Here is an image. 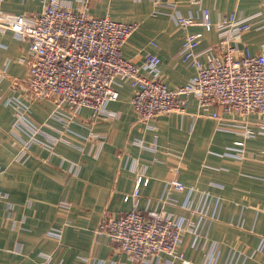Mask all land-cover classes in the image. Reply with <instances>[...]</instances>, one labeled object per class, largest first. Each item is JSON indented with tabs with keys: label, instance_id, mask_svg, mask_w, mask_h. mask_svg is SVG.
<instances>
[{
	"label": "crops",
	"instance_id": "1",
	"mask_svg": "<svg viewBox=\"0 0 264 264\" xmlns=\"http://www.w3.org/2000/svg\"><path fill=\"white\" fill-rule=\"evenodd\" d=\"M45 2L0 0V10L38 14ZM61 3L76 7L79 0ZM203 9L214 23L219 15L231 12L251 17L252 27L244 33L241 47L264 53V0H100L90 13L138 23L123 46L124 57L142 64L147 54L157 55L163 81L176 89L196 74L195 67L176 57L185 37L202 34L198 50L218 41L216 28L200 25ZM176 13L193 17L196 24L178 25ZM28 54L27 41L11 31H0V97L12 81L26 77ZM118 90L119 98L108 105L116 113L112 119L93 117L91 110L83 109L79 118L67 123L51 117L54 104L50 101L29 103L31 120L46 135H60L63 140L53 153L32 145L24 162L16 157L28 135L14 131L13 109L0 102V264H83V258L94 255L107 262L139 264L115 246L103 240L97 243L101 216L117 217L134 209L165 210L175 219L192 218L202 226L199 214L180 207L188 199V189L199 193L192 202L193 212L203 209L217 217L203 227L202 247L193 246L192 233L184 235L178 253L189 264H203L215 249V264H226L233 250L235 264H264V135H242L244 127L257 128L260 116L226 113L219 106L202 114L192 99L184 114L159 115L143 123L131 103L130 83ZM11 94L21 97L18 91ZM213 112L224 118L227 129H219ZM93 133L100 138H92ZM139 178L142 182L135 194ZM173 179L187 189L167 191L166 183ZM203 192L212 198L210 205ZM166 196L176 205L163 203L161 198ZM66 197L71 208L61 211L58 205ZM52 228L63 229L61 239L48 235ZM174 264L184 262L176 259Z\"/></svg>",
	"mask_w": 264,
	"mask_h": 264
},
{
	"label": "built area",
	"instance_id": "2",
	"mask_svg": "<svg viewBox=\"0 0 264 264\" xmlns=\"http://www.w3.org/2000/svg\"><path fill=\"white\" fill-rule=\"evenodd\" d=\"M99 2L79 0L76 7H67L61 0H46L40 13L30 15L0 10V31H11L17 39L29 43L26 77L12 81L9 90L0 97L4 106L13 109L14 131L24 130L28 135L26 141H21L17 161L24 162L30 156L32 145L37 144L53 153L58 142L63 140L60 135H46L41 125L31 120L29 103L50 101L54 104L51 117L67 123L79 118L83 109L91 110L93 117L112 119L116 113L109 111L108 105L119 98L118 89L125 82L132 88L131 103L140 122L148 123L164 114H184L194 99L202 114L219 106L226 113L259 115L261 120L257 128L244 127L242 135L245 138L264 135V53L254 54L246 45L241 47L244 33L252 27L251 17L231 12L219 15L214 23L209 11L203 9L200 25L207 30L216 28L218 41L198 50L202 34L185 37L176 57L188 67H195L196 74L188 83L172 89L162 79L161 59L157 55L147 54L142 64L124 57L123 46L138 29V23L119 22L108 15H92L91 9ZM168 6L173 8V5ZM173 18L181 26L196 24L191 16L176 13ZM151 45L156 46L154 42ZM15 91L20 92L21 97L11 94ZM211 116L217 119L219 129H227L224 118L215 112ZM93 137L100 138V134L93 133ZM236 144L244 145L243 142ZM141 182L139 178L135 194ZM165 189L184 191L187 187L173 179L167 181ZM188 191V199L180 207L199 214L202 226L192 218L175 219L165 210L134 209L117 217L104 213L95 232L97 243L103 240L115 245L129 260L139 264H174L176 259L189 264L184 255L178 253L184 235L192 233L193 246L202 247L205 243L203 227L217 217L203 209L193 212L192 202L199 193L194 189ZM202 197L208 205L213 201L205 192ZM161 201L176 205L167 196ZM58 206L59 210L68 211L71 203L66 197ZM59 216L66 219V214ZM62 232V228H52L48 235L61 239ZM216 254V249L209 252L203 264H215ZM235 255L236 251H231L226 264H235ZM83 261V264H118L97 255L83 258Z\"/></svg>",
	"mask_w": 264,
	"mask_h": 264
},
{
	"label": "rangeland",
	"instance_id": "3",
	"mask_svg": "<svg viewBox=\"0 0 264 264\" xmlns=\"http://www.w3.org/2000/svg\"><path fill=\"white\" fill-rule=\"evenodd\" d=\"M112 246H115V245H112ZM116 247V246H115ZM116 249H117V247H116ZM117 251L119 252V253H122L121 251H119L118 249H117Z\"/></svg>",
	"mask_w": 264,
	"mask_h": 264
}]
</instances>
